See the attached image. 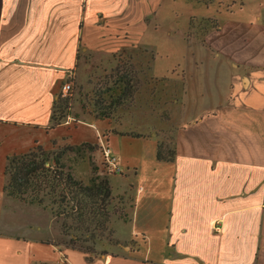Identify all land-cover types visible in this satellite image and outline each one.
I'll return each mask as SVG.
<instances>
[{"label":"crops","instance_id":"obj_1","mask_svg":"<svg viewBox=\"0 0 264 264\" xmlns=\"http://www.w3.org/2000/svg\"><path fill=\"white\" fill-rule=\"evenodd\" d=\"M161 2L0 0V264H264V0L193 17L188 59L168 79L174 156L169 174L154 176L153 191L133 179L146 136L115 120L94 119L96 132L87 122L74 130L69 121L51 123L81 63L113 57L115 69L145 47ZM117 113L130 116L129 107ZM79 142L111 149L122 172L110 185L124 183L133 204L128 223L117 222L129 228L116 232L122 248L91 261L52 240L49 214L3 192L8 156L36 143L52 150Z\"/></svg>","mask_w":264,"mask_h":264},{"label":"rangeland","instance_id":"obj_2","mask_svg":"<svg viewBox=\"0 0 264 264\" xmlns=\"http://www.w3.org/2000/svg\"><path fill=\"white\" fill-rule=\"evenodd\" d=\"M239 2V1H238ZM237 2V3H238ZM229 4V1L227 2ZM227 5L220 7L217 3H212L208 7L201 4H197L195 0H162L161 6L157 13V18L153 22L150 32L144 38L145 47L136 53H133L134 59L131 61L133 64H138V71L142 70L141 74H145L143 67L147 66V61L150 62L151 72L145 74L147 80L152 77L150 84H146L139 89V93L133 100V104L129 107L130 116L119 117L120 113H115L116 115L112 120L127 125L129 128V133L134 136H140V134L147 137V141H143V153L142 161L138 170L135 172L133 177L134 181L139 180V184L144 186L146 193L150 190L153 191V181L154 176H166L170 172V167L166 162H159L156 159L157 147H161L163 154L168 156L174 151L170 144L169 137V127H170V111L172 107V98L169 92L168 79L172 76L175 70L180 71L179 68L182 67L185 61L188 59V41L189 38L187 29L194 22L193 17L197 18L199 14L206 13H217L219 11H225ZM238 4L230 7L233 9L238 8ZM137 55V56H136ZM139 62V63H138ZM116 65L114 58H99L97 60H89L88 65L84 66L81 63L77 70V75L75 77V82L71 86V91L68 93L71 98V109L69 111V117L65 121H69L71 130L78 128H86L85 125L80 123L87 122L89 124L91 132H96L99 130L100 123H95L93 112L92 98H94L98 88L103 86L108 82L109 76ZM139 71V73H140ZM150 80V78H149ZM88 100H91L88 103ZM184 101L182 100V104ZM144 112L156 111L154 117H143L136 115V110L142 109ZM125 109V108H124ZM123 110V109H122ZM118 116V117H116ZM64 121V122H65ZM95 123V125H94ZM148 129H145L148 127ZM130 125V126H129ZM132 127L134 130H132ZM66 128V127H65ZM67 131V130H66ZM132 131V132H130ZM137 133H139L137 135ZM92 135V134H91ZM154 137V138H153ZM65 141L68 140V135L64 133L62 135ZM154 139L157 143L156 147L154 145ZM54 139L53 142H56ZM51 142V141H50ZM96 144L90 142H79L77 144L65 143L62 147H54V149L49 151H58L67 147L78 148L74 152L67 151L63 157V163L67 168L70 169L73 176L87 183L90 179L103 176H107L109 183H111V178L114 175L112 170L105 163L103 156V147L96 144L99 148L95 151H89L86 147H81L82 144ZM41 146V145H40ZM122 172V171H121ZM119 176V174L117 175ZM121 187L113 191L112 195L116 198V201L112 202L110 206V211L123 210V217L114 215L111 217L109 222L108 232L99 235L95 234L93 237H81V243L84 245V240L90 239L94 241V246L99 253L106 251L115 250L120 242L117 238L116 232H129L128 227H123L120 224L128 223V211L133 206L132 198L130 197L129 189L127 186L119 182ZM117 184V183H116ZM161 182H158L156 190L162 189ZM42 209L45 213L49 214V224L51 221L50 228H52L54 233V242H63L65 245L68 243L70 237H64L60 231L59 224L51 216L48 210ZM43 214L38 216V219H45ZM35 220L36 217L33 216ZM46 221V220H45ZM44 221V222H45ZM118 228V229H117ZM137 231L136 225L132 224L130 229V235L134 241L141 242V238L138 235H134ZM112 233V235H110ZM149 236H152V230H150ZM76 237L74 236L73 239ZM113 242H109V241ZM92 242H86L85 246H90ZM132 245V244H131ZM68 247H71L67 245ZM146 246V245H144ZM150 245H147V247ZM122 248V245H119ZM143 248V246H141ZM125 251H129L128 248ZM121 253L123 252L120 249Z\"/></svg>","mask_w":264,"mask_h":264},{"label":"trees","instance_id":"obj_3","mask_svg":"<svg viewBox=\"0 0 264 264\" xmlns=\"http://www.w3.org/2000/svg\"><path fill=\"white\" fill-rule=\"evenodd\" d=\"M195 1L205 7L217 3L220 7L227 5L226 8H230L239 0ZM136 66L131 60L118 63L108 82L94 92L95 96L92 98V106L95 108L94 119L112 120L117 111L133 104L140 87L144 86L147 79L146 73L141 74L142 70H139V73ZM146 71H149V66ZM90 102L91 100H88V103ZM70 109L69 95L60 96L53 105L52 125L62 124L69 117ZM81 147H86L90 152L99 148L96 144L88 143L82 144ZM77 149L67 147L49 151L36 143L26 153L8 156L4 168L6 182L3 192L12 199L48 210L59 224L63 236L70 237L66 244L81 251L91 261L98 255L94 241L84 240L85 244L82 245L81 237H93L95 234L102 235L108 232L111 217L114 215L123 217V210L115 208L113 212L110 211V206L116 198L112 195L107 176L92 178L84 183L76 179L65 166L63 157L66 152H74ZM173 156L174 151L166 156L162 148L157 147V161L170 162ZM88 241L92 242L91 245L85 246ZM62 244L68 247L63 242Z\"/></svg>","mask_w":264,"mask_h":264},{"label":"built area","instance_id":"obj_4","mask_svg":"<svg viewBox=\"0 0 264 264\" xmlns=\"http://www.w3.org/2000/svg\"><path fill=\"white\" fill-rule=\"evenodd\" d=\"M70 91H71V84L68 83L63 87V94L67 95ZM102 147H103V156L105 159V163L112 170L114 174H120L121 168L118 165L117 159L115 158V156H113L111 149L107 146H102Z\"/></svg>","mask_w":264,"mask_h":264}]
</instances>
